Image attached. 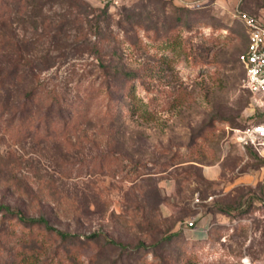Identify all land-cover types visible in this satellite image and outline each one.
<instances>
[{"label": "rangeland", "instance_id": "obj_1", "mask_svg": "<svg viewBox=\"0 0 264 264\" xmlns=\"http://www.w3.org/2000/svg\"><path fill=\"white\" fill-rule=\"evenodd\" d=\"M84 1L0 2V73L19 61L39 78L28 117L0 104V200L72 235L0 213V264H264L234 14L264 0ZM52 91L69 118L45 117Z\"/></svg>", "mask_w": 264, "mask_h": 264}, {"label": "trees", "instance_id": "obj_2", "mask_svg": "<svg viewBox=\"0 0 264 264\" xmlns=\"http://www.w3.org/2000/svg\"><path fill=\"white\" fill-rule=\"evenodd\" d=\"M78 2H80L79 4L80 6L84 7V12H86L87 10L90 11L93 10V8L84 0H77V3ZM238 7L240 8L239 5ZM257 12H248V13L255 14ZM243 33L246 39L244 29H243ZM25 80L27 81L26 83H24ZM38 81L39 78L35 73L34 66L33 67L28 66L26 63L21 64L19 63V61L13 62L10 66L7 67V69L4 72L0 73V86L4 87V89L7 92L5 100L1 101L0 104L3 107L7 106L9 103V99L12 98L11 95H13V99L15 100V103H17L18 105L17 109L15 110V113L17 114L19 119L28 117L32 112V108L34 107V104L36 103L35 97L39 88ZM244 90L246 91L249 97L248 91L246 89ZM47 98H48L47 100L48 102L44 109V114L46 118L50 116V112H54V111L55 113L58 114V116L61 119L65 118L64 116L65 112H66L65 113L66 118H69L71 116V110L64 108V106H62L63 101L61 102L60 99L61 97H59L55 92L52 91L50 94H48ZM255 111L257 112V114L260 115V118L255 119L252 122L260 121L263 116V112L260 111L259 109H255ZM245 147L253 149L251 146L248 145ZM26 190L29 194H31L33 197L36 198V195L32 193L33 191L32 189L27 188ZM0 213L7 217L16 218L20 223L25 225L42 226L46 230L55 233L62 239H67L70 236H72L70 233L66 231H62L56 228L55 226L51 225L49 223L48 216H46L45 214L41 212L40 214H36V215L29 214L25 210L20 209V207L15 205L14 202L12 201L0 200ZM94 234L95 232H93L91 235Z\"/></svg>", "mask_w": 264, "mask_h": 264}, {"label": "built area", "instance_id": "obj_3", "mask_svg": "<svg viewBox=\"0 0 264 264\" xmlns=\"http://www.w3.org/2000/svg\"><path fill=\"white\" fill-rule=\"evenodd\" d=\"M183 2L187 0H181ZM234 14L242 23L245 35V49L238 55L244 74L242 86L249 93V105L263 112L260 121L251 122L238 130V143L251 146L260 155L264 153V7L251 14L235 7ZM195 218L186 221L191 228ZM208 230L205 229L206 232Z\"/></svg>", "mask_w": 264, "mask_h": 264}, {"label": "crops", "instance_id": "obj_4", "mask_svg": "<svg viewBox=\"0 0 264 264\" xmlns=\"http://www.w3.org/2000/svg\"><path fill=\"white\" fill-rule=\"evenodd\" d=\"M263 156H264V153H263ZM205 234H206V232L201 228L196 230V232H195V235L199 236L200 238H203L205 236Z\"/></svg>", "mask_w": 264, "mask_h": 264}]
</instances>
